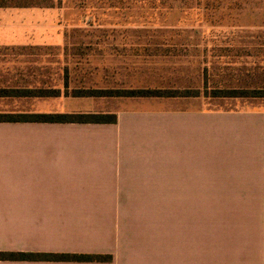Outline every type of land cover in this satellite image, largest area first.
Here are the masks:
<instances>
[{
	"label": "crops",
	"instance_id": "obj_1",
	"mask_svg": "<svg viewBox=\"0 0 264 264\" xmlns=\"http://www.w3.org/2000/svg\"><path fill=\"white\" fill-rule=\"evenodd\" d=\"M53 2L0 0L1 57L12 47L64 44ZM199 100L0 95V113L116 115L0 122V251L112 256L0 264H264V223L175 222V201L264 199V108ZM165 201L172 222L159 221Z\"/></svg>",
	"mask_w": 264,
	"mask_h": 264
},
{
	"label": "rangeland",
	"instance_id": "obj_2",
	"mask_svg": "<svg viewBox=\"0 0 264 264\" xmlns=\"http://www.w3.org/2000/svg\"><path fill=\"white\" fill-rule=\"evenodd\" d=\"M53 3L64 44L12 47L20 56H0V89L58 87L66 94L77 87H199L206 108H264V97L212 96L216 87H264V0ZM171 204L165 201L160 222H172ZM176 206L175 222L264 223V199L180 200Z\"/></svg>",
	"mask_w": 264,
	"mask_h": 264
},
{
	"label": "trees",
	"instance_id": "obj_3",
	"mask_svg": "<svg viewBox=\"0 0 264 264\" xmlns=\"http://www.w3.org/2000/svg\"><path fill=\"white\" fill-rule=\"evenodd\" d=\"M65 89L69 88L68 78L65 81ZM0 89V95H40L54 96L59 95L58 88L48 89ZM201 89L199 87L189 89H108L100 87H80L74 88L72 96H167V97H186L200 96ZM212 96L215 97H264V87H241L228 86L216 87L212 89ZM20 93V94H19ZM207 95V94H205ZM3 121H37V122H80V123H102L115 122V114L105 113H85V112H66V113H0V122ZM0 259H49V260H102L108 261L112 259L109 254H86V253H39V252H24V251H0Z\"/></svg>",
	"mask_w": 264,
	"mask_h": 264
}]
</instances>
